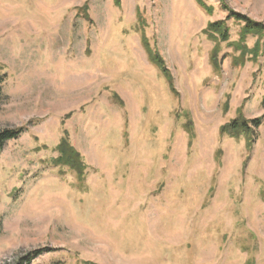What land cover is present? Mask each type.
Masks as SVG:
<instances>
[{
  "label": "rangeland",
  "instance_id": "rangeland-1",
  "mask_svg": "<svg viewBox=\"0 0 264 264\" xmlns=\"http://www.w3.org/2000/svg\"><path fill=\"white\" fill-rule=\"evenodd\" d=\"M200 2L0 0V131L25 129L0 152V264H264V118L250 148L218 133L264 117V37L237 50L225 21L264 26V0ZM64 137L82 182L52 164Z\"/></svg>",
  "mask_w": 264,
  "mask_h": 264
},
{
  "label": "trees",
  "instance_id": "trees-1",
  "mask_svg": "<svg viewBox=\"0 0 264 264\" xmlns=\"http://www.w3.org/2000/svg\"><path fill=\"white\" fill-rule=\"evenodd\" d=\"M197 3V6L205 11L207 14H210V9L206 7L200 0H193ZM233 20L237 24H239L240 31H239V40L236 45L238 50L239 46L243 44V42L248 38L251 37H264V26L260 23H256L251 21L250 19L238 15V14H228L225 21ZM225 21L217 22V23H209L205 30L202 32L203 35L206 36L208 41L214 43V48L211 50L209 54V64L214 72L218 71L219 63L217 62V55H218V45L220 43H224L229 39L228 29L225 26ZM140 32V41L142 44L143 51L146 55L147 61L153 67L160 71V74L165 78L172 95H175V91L173 88L172 78L168 71L164 68V64L162 60L157 57V55L152 54V50L148 46V43L143 36L142 31ZM242 46V45H241ZM1 79H0V98H1ZM120 105L122 103L119 102ZM261 107L264 109V95L261 100ZM262 118H257L253 120H244L241 118L235 119L230 121V123L222 126L219 128V135L222 136H229L232 139L242 138L246 142V147L250 148L251 144L254 142V135L253 131L258 129L261 126ZM25 131L23 128L19 129H11V130H2L0 131V152L4 148L5 144L9 141H13L18 139L22 133ZM55 151L58 154V157L52 161L54 166H60L68 168L76 177L79 182H82L85 175V166L81 160L80 154L76 153L73 148L70 147L68 140L66 138L60 139ZM44 249L35 250L28 255V258L25 262L29 263L32 260L41 256L44 253Z\"/></svg>",
  "mask_w": 264,
  "mask_h": 264
}]
</instances>
